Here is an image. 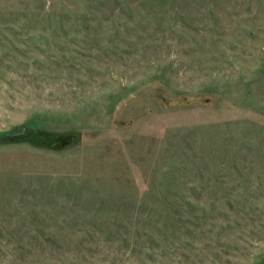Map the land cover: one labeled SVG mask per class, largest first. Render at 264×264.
Returning a JSON list of instances; mask_svg holds the SVG:
<instances>
[{
  "label": "rangeland",
  "instance_id": "rangeland-1",
  "mask_svg": "<svg viewBox=\"0 0 264 264\" xmlns=\"http://www.w3.org/2000/svg\"><path fill=\"white\" fill-rule=\"evenodd\" d=\"M0 264H264V0H0Z\"/></svg>",
  "mask_w": 264,
  "mask_h": 264
}]
</instances>
